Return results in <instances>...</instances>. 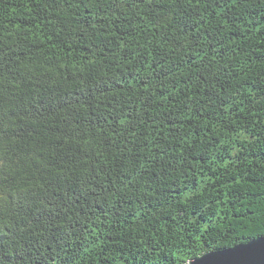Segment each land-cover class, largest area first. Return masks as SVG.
Segmentation results:
<instances>
[{"label":"trees","instance_id":"obj_1","mask_svg":"<svg viewBox=\"0 0 264 264\" xmlns=\"http://www.w3.org/2000/svg\"><path fill=\"white\" fill-rule=\"evenodd\" d=\"M263 235L264 0H0V264Z\"/></svg>","mask_w":264,"mask_h":264},{"label":"water","instance_id":"obj_2","mask_svg":"<svg viewBox=\"0 0 264 264\" xmlns=\"http://www.w3.org/2000/svg\"><path fill=\"white\" fill-rule=\"evenodd\" d=\"M189 264H264V235L230 248L208 251Z\"/></svg>","mask_w":264,"mask_h":264}]
</instances>
